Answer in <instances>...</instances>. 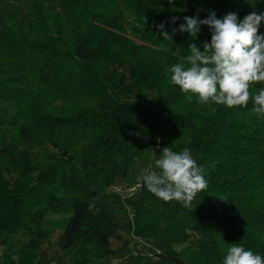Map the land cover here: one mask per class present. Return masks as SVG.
Here are the masks:
<instances>
[{"label":"trees","instance_id":"obj_1","mask_svg":"<svg viewBox=\"0 0 264 264\" xmlns=\"http://www.w3.org/2000/svg\"><path fill=\"white\" fill-rule=\"evenodd\" d=\"M198 9L242 21L264 0H0L13 111L0 116V264H222L233 244L264 256V114L189 101L170 81L188 44L211 40L206 25L179 31ZM144 131L158 157L187 147L204 168L191 207L142 183L109 191L144 158Z\"/></svg>","mask_w":264,"mask_h":264},{"label":"clouds","instance_id":"obj_2","mask_svg":"<svg viewBox=\"0 0 264 264\" xmlns=\"http://www.w3.org/2000/svg\"><path fill=\"white\" fill-rule=\"evenodd\" d=\"M199 11L194 17L185 16L186 24L179 31L195 40L201 25H206L211 30V40L204 41L202 49L195 42L188 44V54L168 68L172 85L189 101L195 96L201 105L214 103L231 109L248 107L251 102L254 113L264 114V87L251 90L254 84L264 85V34L259 32L264 13L252 12L241 21L236 12L217 18L210 11L201 20ZM158 27L163 30L164 23ZM162 36L170 37L167 32H162ZM176 52L180 54V47H176ZM139 178L156 198L180 203L185 208L191 207L196 195L208 186L204 168L187 147L180 151L163 147L158 158L153 157L148 167L140 169ZM222 264H264V256L233 244Z\"/></svg>","mask_w":264,"mask_h":264},{"label":"rangeland","instance_id":"obj_3","mask_svg":"<svg viewBox=\"0 0 264 264\" xmlns=\"http://www.w3.org/2000/svg\"><path fill=\"white\" fill-rule=\"evenodd\" d=\"M12 113L13 111L10 109V107L4 102L0 101V116L4 118H9ZM139 140L145 149L144 158L139 160L133 167L128 182L119 184L110 189L109 191L118 193L124 197L131 196L134 193H137L138 189L133 190V188H135L134 186L136 184L142 183L139 178L140 169L148 167V165L153 161V157L158 158V156L156 155V151L162 142L160 135L150 136L146 131H144L143 136ZM127 260L128 258L126 257H116L111 259L109 262L102 261L98 264H126Z\"/></svg>","mask_w":264,"mask_h":264},{"label":"built area","instance_id":"obj_4","mask_svg":"<svg viewBox=\"0 0 264 264\" xmlns=\"http://www.w3.org/2000/svg\"><path fill=\"white\" fill-rule=\"evenodd\" d=\"M134 187H135V188H133V190H137V189H139V188L141 187V183L136 184ZM131 191H132V190H131Z\"/></svg>","mask_w":264,"mask_h":264}]
</instances>
